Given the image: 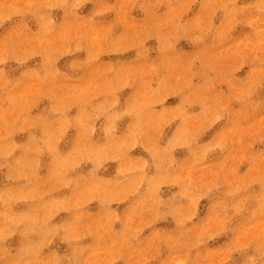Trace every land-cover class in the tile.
Segmentation results:
<instances>
[{
    "label": "rangeland",
    "instance_id": "374dc122",
    "mask_svg": "<svg viewBox=\"0 0 264 264\" xmlns=\"http://www.w3.org/2000/svg\"><path fill=\"white\" fill-rule=\"evenodd\" d=\"M0 264H264V0H0Z\"/></svg>",
    "mask_w": 264,
    "mask_h": 264
}]
</instances>
